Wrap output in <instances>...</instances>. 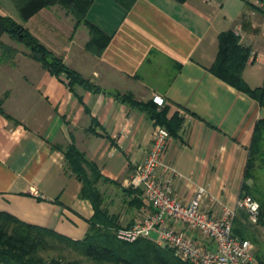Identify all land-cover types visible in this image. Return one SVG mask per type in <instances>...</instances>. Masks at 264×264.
<instances>
[{
    "label": "crops",
    "instance_id": "0c3cea01",
    "mask_svg": "<svg viewBox=\"0 0 264 264\" xmlns=\"http://www.w3.org/2000/svg\"><path fill=\"white\" fill-rule=\"evenodd\" d=\"M11 1L3 0L1 13L102 90L70 89L64 73H51L25 44L8 33L1 36L15 54L0 51V211L84 239L94 208L80 196L82 182L69 168L64 149L73 144L102 173L98 188L119 226L146 213L147 207L128 204L123 187L145 160L158 123L110 91L132 93L143 102L159 96L164 104L155 102L158 109L167 106L169 117L182 118L162 156L184 175H173L180 200L190 202L203 184L220 203L236 204L264 105L213 67L221 33L232 31L251 50L244 80L251 88L264 85V0H135L129 7L127 0H94L81 22L59 3L23 21ZM87 22L110 38L99 54L87 48ZM237 218L250 222L243 208ZM252 241L249 264H264L258 239Z\"/></svg>",
    "mask_w": 264,
    "mask_h": 264
},
{
    "label": "trees",
    "instance_id": "16d2710c",
    "mask_svg": "<svg viewBox=\"0 0 264 264\" xmlns=\"http://www.w3.org/2000/svg\"><path fill=\"white\" fill-rule=\"evenodd\" d=\"M128 7L135 0H127ZM185 2L186 0H178ZM23 21L30 19L44 7L59 3L68 11L74 13L78 22L84 21L85 16L94 0H13ZM91 39L87 48L101 53L110 38L97 26L87 22ZM4 33L25 44L31 50V56L42 63L51 73L60 76L67 73L70 89L81 85L88 90L100 92V86L92 84L78 71L68 67L61 57L50 51L28 28L9 15L0 12V40ZM101 48H103L101 50ZM101 50V51H100ZM0 51L13 57L15 50L0 41ZM251 50L242 47L239 36L232 31L220 35V51L213 71L236 88L248 93L264 105V85L251 88L243 78V71L249 59ZM115 98L127 102L150 114L157 123L168 128L170 135H178L182 125V118L177 113L169 117L170 108L165 106L158 109L152 101H138L132 93L122 94L119 91L109 92ZM0 109L3 111L1 105ZM264 140V118L258 120L253 140L250 145L249 157L245 168L243 192L251 193L245 180L251 177V170L256 165L258 157L262 156ZM69 168L76 173L82 182L80 196L89 199L94 208V215L90 219V228L84 239L74 240L56 232L53 229L23 221L17 216L0 211V262L4 264H88L92 260L97 264H192L177 257L171 248L159 245L151 238H140L135 242H126L116 236L114 230L118 228L117 216L111 214L104 206V197L98 188L103 175L98 167L88 159L75 145L65 149ZM107 180V179H104ZM110 181V180H108ZM113 182V181H111ZM117 184H120L117 182ZM248 188V190H247ZM124 193L130 198L128 204L144 206L145 202L138 196L141 191L131 187H123ZM260 202V219L264 216V197L254 196ZM236 222V221H235ZM243 233L244 231L238 232ZM247 239V236H243ZM75 252V256H73Z\"/></svg>",
    "mask_w": 264,
    "mask_h": 264
},
{
    "label": "built area",
    "instance_id": "2783aa9c",
    "mask_svg": "<svg viewBox=\"0 0 264 264\" xmlns=\"http://www.w3.org/2000/svg\"><path fill=\"white\" fill-rule=\"evenodd\" d=\"M262 1L255 0L258 4ZM154 101L164 104L159 96ZM170 137L168 128L156 124L145 160L124 182L126 187L141 191L138 196L147 211L131 226L116 228V236L126 242L151 238L192 264H249L254 259V245L234 231V224L238 208L247 212L250 222L258 223L260 202L243 195L235 205L220 203L206 185L198 184L194 197L184 203L176 196L173 184V175H184L162 160ZM214 203L219 204L218 209Z\"/></svg>",
    "mask_w": 264,
    "mask_h": 264
},
{
    "label": "rangeland",
    "instance_id": "374dc122",
    "mask_svg": "<svg viewBox=\"0 0 264 264\" xmlns=\"http://www.w3.org/2000/svg\"><path fill=\"white\" fill-rule=\"evenodd\" d=\"M2 2H3V0H0V4L1 5H2ZM13 5H14V11H15L13 13L14 14H17L18 13L17 15H18V18H19L20 17L19 10L15 6L14 3H13ZM88 30H89V34H90L91 33L90 32V29L88 28ZM90 39H91V34H90L89 40ZM64 75L69 79L67 73L64 72ZM122 94H127V93H122ZM262 144H263L262 156H260V157L257 158L256 165L253 168V170H251V177H249V178H247L245 180V182L249 186L248 187L249 188V191L251 192V193H247L246 195H251V196L254 195L255 197L256 196L264 197V140H263ZM124 187H126V186H124ZM248 188H247V190H248ZM123 192L119 190V193L118 194L120 196L121 195L123 196ZM244 193L245 192L242 193V196L244 195ZM144 208H145L144 206H141L140 207L141 210L144 209ZM140 218H141V216H139L135 221L139 220ZM132 224L127 225V226H131ZM119 227H125V226H119ZM235 229H236V231L238 230L239 232L244 231L243 233H239L238 231L237 232L240 235L243 234V236H247V239H249L252 243H253L252 238L255 239V240L258 239V241L260 243V249L262 250V252L264 254V216L256 224H253L252 222H249V221H248V223H242L241 220L239 218H237L236 219V222H235ZM114 232H115V230H114ZM75 255H76L75 252H73V256H75ZM82 258H84L85 261L88 264H97L96 262H94L92 260H87L85 257H82ZM106 264H109V263H106Z\"/></svg>",
    "mask_w": 264,
    "mask_h": 264
}]
</instances>
